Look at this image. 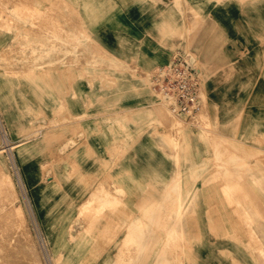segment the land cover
<instances>
[{
	"label": "rangeland",
	"instance_id": "rangeland-1",
	"mask_svg": "<svg viewBox=\"0 0 264 264\" xmlns=\"http://www.w3.org/2000/svg\"><path fill=\"white\" fill-rule=\"evenodd\" d=\"M98 6L0 0V180L8 174L15 190H0V264H114L132 229L146 239L125 248L127 264H147L152 244L165 264L264 263V101L249 100L262 96L183 45L200 70L202 111L194 121L174 115L152 89L173 45L141 68L138 55L103 41L113 11ZM101 195L106 207L93 201L98 209L80 212L82 200ZM11 201L29 233L6 218Z\"/></svg>",
	"mask_w": 264,
	"mask_h": 264
},
{
	"label": "crops",
	"instance_id": "crops-1",
	"mask_svg": "<svg viewBox=\"0 0 264 264\" xmlns=\"http://www.w3.org/2000/svg\"><path fill=\"white\" fill-rule=\"evenodd\" d=\"M70 1L112 10L100 27L103 41L116 42L119 56L138 55L141 68L165 58L163 43L172 44V51L187 45L206 68L237 71L233 84L255 86L246 95L264 101V0Z\"/></svg>",
	"mask_w": 264,
	"mask_h": 264
},
{
	"label": "built area",
	"instance_id": "built-area-1",
	"mask_svg": "<svg viewBox=\"0 0 264 264\" xmlns=\"http://www.w3.org/2000/svg\"><path fill=\"white\" fill-rule=\"evenodd\" d=\"M152 87L171 103L174 115L194 119L202 109L200 70L181 47H175L169 61L152 74Z\"/></svg>",
	"mask_w": 264,
	"mask_h": 264
},
{
	"label": "bare ground",
	"instance_id": "bare-ground-1",
	"mask_svg": "<svg viewBox=\"0 0 264 264\" xmlns=\"http://www.w3.org/2000/svg\"><path fill=\"white\" fill-rule=\"evenodd\" d=\"M13 1V0H12ZM23 4V3H22ZM33 9V8H32ZM1 11V10H0ZM36 11V10H35ZM36 19V18H35ZM6 20V19H5ZM36 22V21H35ZM9 32V31H8ZM61 37V36H60ZM42 49V48H41ZM50 50V49H49ZM48 50V51H49ZM41 51V50H40ZM43 54H44V52H43ZM40 55H42L41 53H40ZM189 58V57H188ZM189 60H190V58H189ZM38 61H39V59H38ZM190 62H191V60H190ZM192 63V62H191ZM193 64V63H192ZM56 65V64H55ZM142 75H143V73H141ZM138 77V76H137ZM153 89V88H152ZM142 110V109H141ZM170 110H171V104H170ZM172 111V110H171ZM202 111V110H201ZM206 111V110H205ZM204 112V111H203ZM74 120V119H73ZM193 120V119H192ZM194 121V120H193ZM63 122V121H62ZM171 125L173 126V128L174 129H176L178 132H180V131H182V128H183V126H184V124H182L181 122H179L178 120H175V119H172V122H171ZM183 125V126H182ZM193 126H194V124H193ZM195 127H196V125H195ZM176 130H174V132L176 131ZM207 130V129H206ZM205 130V131H206ZM181 133V132H180ZM182 134V133H181ZM200 134H204V132L203 131H200ZM26 135V134H25ZM3 136H5V135H3ZM2 136V137H3ZM3 138H5V137H3ZM53 138V137H52ZM175 140H174V142L176 141V138H174ZM0 140H2V139H0ZM212 140L213 141H215V143L217 144V141L216 140H214V138H212ZM74 141V140H73ZM222 141V140H221ZM176 143H178L179 144V142L177 141ZM15 145V144H14ZM13 145V147H16V146H18V144L17 145H15L14 146ZM8 146V144H6L5 145V147H7ZM13 147H11L10 146V144H9V149H12ZM214 147V146H213ZM7 150V149H6ZM1 151H3V150H1ZM0 151V152H1ZM8 151H10V150H8ZM10 157V156H9ZM11 163H12V159H11ZM221 163H223V162H221ZM1 174H3V173H1L0 172V176H1ZM5 175V178L4 179H1L0 180V190L2 191V192H4L5 191V193H6V191H10L11 193H15L14 191V183H13V181L11 180V178H10V176H8V174H4ZM244 182V181H243ZM193 186V185H192ZM191 186V187H192ZM111 188V187H110ZM236 188V187H235ZM109 190V189H108ZM190 190H188V192H189ZM193 193H194V191H193ZM107 194V193H106ZM103 195V194H102ZM102 195H101V197H96V199H94V197L93 198H88V199H84V200H82L81 201V203H82V209H81V211L80 212H87L88 210H90L91 209V207L93 208V207H95V205H93L92 203H93V201L95 202V201H98L99 203L97 204V205H102V207H103V205H105V204H103V203H105V201H106V203H107V200L109 199L108 197H111L114 201H116L117 199H114L113 197L114 196H112L110 193L108 194V199L106 200L105 198L104 199H102L103 197H106V195H103V197H102ZM110 195V196H109ZM115 195V194H114ZM117 196V195H116ZM4 197V196H3ZM118 198V197H117ZM253 198V197H252ZM112 199H110L111 200V203L113 202V200ZM119 199V198H118ZM186 199V198H185ZM109 200V201H110ZM147 200V199H146ZM7 202V201H6ZM116 203V202H115ZM143 203H144V201H143ZM147 203V202H146ZM150 203H152V202H150ZM107 204H109V203H107ZM106 204V205H107ZM117 204V203H116ZM145 204V203H144ZM153 204H155V202L153 203ZM152 204V206H151V208L153 207V206H155V205H153ZM156 204H158V203H156ZM182 204V203H181ZM180 204V205H181ZM252 204V203H251ZM10 210L6 213V218L7 219H9L10 221H12L13 222V225L16 227H18V226H20V228L22 227V229L21 230H25L26 232H25V234L26 233H29V229L27 228V223H26V221H25V219H24V217H23V214H22V212H21V207L19 206V205H14L13 204V201H11L10 202ZM106 205H105V207H106ZM111 205H113V204H111ZM117 206V205H116ZM158 206V205H157ZM80 207H81V205H80ZM100 206H98V208H99ZM182 207V206H181ZM259 207V206H258ZM96 209H98L97 208V206L95 207ZM149 208H150V204H149ZM150 208V209H151ZM95 209V210H96ZM260 209V208H259ZM258 209V210H259ZM102 209H100V211H101ZM149 210V209H148ZM261 210V209H260ZM140 211V210H139ZM144 212H146V209L144 210ZM182 212V210H178L177 211V214H176V216H174L175 217V221H176V223L178 222L179 223V220H180V213ZM244 212V211H243ZM143 214V213H142ZM145 214V213H144ZM147 214V213H146ZM246 214V213H245ZM262 215V214H261ZM133 216V215H132ZM97 217V216H96ZM95 217V218H96ZM144 217H145V215H144ZM131 220V219H130ZM134 220V219H133ZM153 220H154V218H153ZM152 220V221H153ZM155 221V220H154ZM94 222H96V221H94ZM85 223V222H84ZM152 223H154V222H152ZM156 223V222H155ZM142 224H144V223H142ZM142 224H140V225H142ZM85 225V224H84ZM123 225V224H122ZM151 225V224H150ZM155 225H157V224H155ZM174 225V224H173ZM136 226H138V224L136 225ZM152 226H153V224H152ZM69 227V226H68ZM128 227V226H127ZM127 227H125V228H127ZM140 227V226H139ZM143 227V226H142ZM175 227V226H174ZM174 227H172V234H174ZM211 227V226H210ZM19 228V227H18ZM129 228V227H128ZM137 228V227H136ZM157 228V226L155 227V229ZM171 228V227H170ZM169 229V228H168ZM175 229H176V227H175ZM87 230H88V226H87V228L84 226L81 230H80V232H79V234H78V237L76 236V235H72V239L71 240H74L75 242L74 243H76V244H79V243H81V242H83L84 241V239H85V237H86V235L85 234H87ZM128 230V229H127ZM174 230V231H173ZM22 232V231H21ZM151 232V231H150ZM170 232H169V234H168V236H170V237H172V234L170 235ZM175 232H177V231H175ZM178 232H180V231H178ZM24 233V232H23ZM152 233V232H151ZM165 233H168V232H166L165 231ZM215 233V232H214ZM48 234H49V236H50V233H49V231H48ZM67 234V231H66V233H65V235ZM69 234V233H68ZM119 234V233H118ZM156 235H158L157 233H155ZM177 233H175V235H176ZM247 234V233H246ZM70 235V234H69ZM146 234H145V232H140V233H137V232H134L133 231V229L132 230H128L127 232H126V234H125V236L123 237V239H122V241H121V243H123L122 244V246L124 245L125 246V248L129 245V247L127 248L128 250H129V248L132 246H136V245H133V244H139V243H143V241L146 239V236H145ZM148 235V234H147ZM153 235H154V233H153ZM164 235H166V234H164ZM179 235V234H178ZM178 235H176V236H178ZM181 235V234H180ZM71 236V235H70ZM69 236V237H70ZM116 237V236H115ZM157 237V236H156ZM179 237V236H178ZM177 237V238H178ZM24 238V237H23ZM30 238V237H29ZM29 238H27V239H29ZM71 238V237H70ZM108 238H111L110 236L108 237ZM151 238V237H150ZM159 238V237H158ZM169 238V237H168ZM176 238V239H177ZM65 239L67 240L68 238L65 236ZM113 239V238H112ZM111 239V240H112ZM160 239V238H159ZM166 239V238H165ZM170 239V238H169ZM248 239V238H247ZM24 240V243H26V239H23ZM30 240V239H29ZM108 240V239H107ZM106 240V242H108L109 243V241L110 240H108L107 241ZM116 240V239H115ZM152 240V239H151ZM22 241V240H21ZM150 241V240H149ZM148 241V242H149ZM156 241H157V239H156ZM167 241V240H166ZM169 241H171V240H169ZM29 242V241H28ZM27 242V243H28ZM59 242V241H58ZM111 242V241H110ZM160 242H161V240H160ZM22 243V242H21ZM23 243V244H24ZM162 243H164V239H163V241H162ZM30 244H32L31 242H30ZM30 244H27V245H29L30 246ZM39 244V243H38ZM68 244V243H67ZM83 244V243H82ZM99 244V243H98ZM105 244V242L104 243H102V245H101V247H103V245ZM151 244V243H150ZM26 245V246H27ZM40 245V244H39ZM112 245V244H111ZM120 245V244H119ZM119 245L117 246L118 247V250H117V255H116V257L114 258V260H113V262L112 263H114V264H119L120 262H123V264H124V261H125V263H126V260H131L130 258L128 259V258H126L125 259V257H123V255H124V253H126L125 252V248L123 247V248H120L121 247V245H120V247H119ZM153 245V244H152ZM151 245V247H150V249H149V255H148V257H150V258H148V260H147V264H165V262H166V259L162 256V254H161V250L160 249H156L155 248V246H152ZM163 245H165V244H163ZM166 245H167V243H166ZM32 246H34L33 244L30 246V247H32ZM161 246V245H160ZM172 245L170 244V246L169 247H171ZM40 247V246H39ZM105 247H107V246H105ZM137 247V246H136ZM145 246H142V248H144ZM167 247V246H166ZM161 248V247H160ZM163 249H164V247H162ZM29 249V248H28ZM117 249V248H116ZM134 248H131V250L130 251H132ZM169 249V248H168ZM136 250V249H135ZM135 250H133V251H135ZM172 250H175L174 248L172 249H170V251H172ZM80 251V250H79ZM104 251V250H103ZM132 251V252H133ZM145 251V250H144ZM170 251H169V254L171 255L172 253H174V252H172V253H170ZM101 252H102V249H101ZM30 253V252H29ZM128 253H130L129 251H128ZM35 254V253H34ZM134 254V253H133ZM132 254V256H134ZM143 254H144V252H143ZM142 254V255H143ZM167 254V253H166ZM141 255V254H140ZM48 256H49V258H50V255L48 254ZM127 256H128V254H127ZM132 256H130V257H132ZM52 257V256H51ZM170 257V256H169ZM261 257H263V255L261 256ZM38 258V257H37ZM141 259V258H140ZM146 259V258H145ZM39 260V259H38ZM109 260V259H108ZM41 261V260H40ZM109 262H110V260H109ZM108 262V263H109ZM144 262V261H143ZM128 263V262H127ZM126 263V264H127ZM26 264V263H25ZM39 264H43L42 262H39ZM122 264V263H121ZM144 264V263H143ZM262 264H264V263H262Z\"/></svg>",
	"mask_w": 264,
	"mask_h": 264
}]
</instances>
